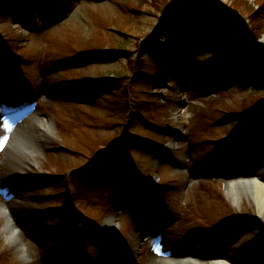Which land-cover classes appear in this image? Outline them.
I'll return each mask as SVG.
<instances>
[{"label": "rangeland", "instance_id": "rangeland-1", "mask_svg": "<svg viewBox=\"0 0 264 264\" xmlns=\"http://www.w3.org/2000/svg\"><path fill=\"white\" fill-rule=\"evenodd\" d=\"M4 1L0 101L33 116L20 126L40 152L5 156L0 111V201L30 257L0 219V264H151L160 250L264 263L257 203L226 191L264 182V0H181L178 41L155 34L176 0ZM202 29L245 62L220 70L237 54L201 45Z\"/></svg>", "mask_w": 264, "mask_h": 264}, {"label": "bare ground", "instance_id": "bare-ground-1", "mask_svg": "<svg viewBox=\"0 0 264 264\" xmlns=\"http://www.w3.org/2000/svg\"><path fill=\"white\" fill-rule=\"evenodd\" d=\"M39 135H44L52 130L49 122L39 121ZM5 140L3 150L8 159L20 161L26 164L27 160L34 159L40 152L37 137L25 128L14 125L5 127ZM226 191L232 200L238 201L243 194L251 195L258 205L259 213L264 220V182L259 179L230 181L227 183ZM0 219L4 220L3 234L9 244L24 251L23 257H29V248L23 239V233L17 226L15 217L11 213V207L0 201ZM113 221H109V227ZM148 232V231H147ZM158 253V254H157ZM151 256V264H255L251 260H240L230 256L217 254L201 261L198 252L185 254L184 252H169L160 250ZM264 264V263H261Z\"/></svg>", "mask_w": 264, "mask_h": 264}, {"label": "trees", "instance_id": "trees-1", "mask_svg": "<svg viewBox=\"0 0 264 264\" xmlns=\"http://www.w3.org/2000/svg\"><path fill=\"white\" fill-rule=\"evenodd\" d=\"M0 2L2 4L5 3L4 0H1ZM181 2H182L181 0H176V1L173 2L174 3V6H171L170 9H168V10L167 9L164 10L163 24H161L157 28V30L155 31V34L156 35H160L163 30H166V31L171 32V35H172V37L174 38L175 41H178L179 38L174 33H172L171 30H172V27L176 23L180 22V20L182 19V14L180 12ZM7 3L10 5V2L9 1ZM0 9H1V5H0ZM209 33H210V31H209ZM207 34L208 33L207 32L205 33V30H203V29L200 30L199 32H196L197 39H198V41H200V44L201 45L205 46L206 48L213 49L216 52H218V51L223 52L224 50L225 51L228 50V51L225 52L226 58H229V57L237 54L236 57H234V59H231V61H229V59H227L228 60L227 63L226 62L220 63L218 65L220 67V70L221 69H222V71L228 70L227 64L229 62L230 63L231 62H234V64H240V63L245 62V60L247 58V56H246L247 53L245 51L239 50L238 52H231V50H233L232 48H225V47L224 48H219V47H216V46H214L215 43L217 44V38H216V36L213 38L214 40H211L210 41L209 35H207ZM225 45H227V43H225ZM234 60H236V61H234ZM140 61H141L140 63L143 65V63H144L143 60H140ZM250 71L251 70L249 68H244V67L242 68L241 73L243 75V80L244 81L249 78ZM254 82L255 81L253 80L252 83H254ZM263 111H264V106L263 107L260 106V108L256 111V113H255L254 116H256V117L259 118L260 117L259 115ZM243 117H245V115L244 116H241V118H243Z\"/></svg>", "mask_w": 264, "mask_h": 264}]
</instances>
